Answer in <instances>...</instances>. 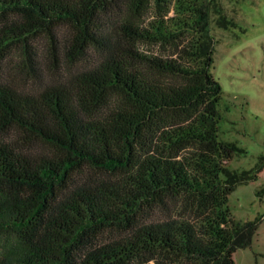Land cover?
<instances>
[{"label":"trees","instance_id":"1","mask_svg":"<svg viewBox=\"0 0 264 264\" xmlns=\"http://www.w3.org/2000/svg\"><path fill=\"white\" fill-rule=\"evenodd\" d=\"M210 1L0 0V61L58 67L36 91L0 82V234L21 244L0 264H235L252 245L221 176Z\"/></svg>","mask_w":264,"mask_h":264},{"label":"rangeland","instance_id":"2","mask_svg":"<svg viewBox=\"0 0 264 264\" xmlns=\"http://www.w3.org/2000/svg\"><path fill=\"white\" fill-rule=\"evenodd\" d=\"M208 6L212 12L211 33L218 39L211 73L222 89L218 137L235 146L232 159L221 174L224 184L234 186L227 205L238 222L259 223L252 245L236 249L233 258L235 264H264V0H212ZM220 17H227L234 25L230 23L229 29H223ZM39 43L45 47L43 41ZM87 58L92 60L93 56L89 53ZM22 60L13 49L7 59L0 61V82L36 91L44 83L58 79V67L48 65L41 73L35 62ZM79 64L65 65L64 74L74 73ZM17 138L11 130L5 139L16 142ZM23 138L21 148L28 152L48 149L24 134ZM93 175L99 179L106 174ZM19 242L15 234L2 232L0 256L3 252L20 251Z\"/></svg>","mask_w":264,"mask_h":264}]
</instances>
